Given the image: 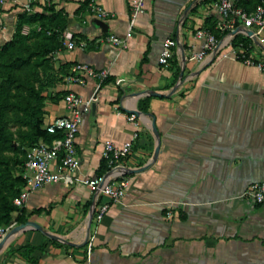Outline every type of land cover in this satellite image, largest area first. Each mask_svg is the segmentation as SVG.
Segmentation results:
<instances>
[{
  "label": "crops",
  "instance_id": "0c3cea01",
  "mask_svg": "<svg viewBox=\"0 0 264 264\" xmlns=\"http://www.w3.org/2000/svg\"><path fill=\"white\" fill-rule=\"evenodd\" d=\"M37 1L34 9L42 11L45 1ZM84 1L46 3L66 18L63 48L55 52L57 63L65 64L61 74L76 63L109 69L78 123L76 174L97 175L104 141L129 140L136 127L126 116L134 113L138 137L112 174L128 186L97 223L94 211L109 199L84 183H47L31 192L23 207L33 223L7 240L0 264H32L19 255L27 244L44 245L35 251L36 264H264V200L242 195L264 179V71L232 59L227 42L230 33L248 38L251 30L239 23L195 59L202 46L195 30L218 19L212 1L148 0L127 37L130 0ZM22 12L18 2L0 5V44ZM108 35L124 45L107 41ZM166 38L176 43L168 66L158 62ZM69 40L75 47H67ZM248 45L252 56L264 59V42L249 39ZM66 76L47 92L44 124L70 114L55 92L88 97L97 82L86 77L80 85ZM143 99L146 111L138 109Z\"/></svg>",
  "mask_w": 264,
  "mask_h": 264
},
{
  "label": "built area",
  "instance_id": "2783aa9c",
  "mask_svg": "<svg viewBox=\"0 0 264 264\" xmlns=\"http://www.w3.org/2000/svg\"><path fill=\"white\" fill-rule=\"evenodd\" d=\"M37 0H0V5L7 3L18 2L22 11L33 12V3ZM148 0H130L129 10V24L126 32V37L131 32L132 26L138 15L143 11L145 3ZM214 5L218 13V19L215 22L214 29L219 33L232 32L242 25L251 30L249 39L256 40V42H264V0H261L255 7L247 11L240 4L243 0H209ZM210 3V2H209ZM98 16L104 17L107 15L105 10L94 8ZM4 25L0 21V31ZM194 37L202 39V46L200 51L195 52L193 57L201 59L206 55L208 50L217 47L219 38L207 28H197L194 32ZM228 42L229 55L232 59H236L247 66L255 67L264 71V59L252 56L248 48L250 46L240 41L236 45H232V33H230ZM64 42L65 33H62ZM107 41L112 44L124 45V39L115 35H108ZM175 41L171 38H166L162 42V49L158 57V62L164 66H168L169 60L173 55V47ZM68 48L75 47L74 40H69L66 43ZM109 69H95L87 63H76L72 66L71 72L66 76L67 82L85 84L86 77L94 78L97 82L93 92L84 97L78 93L69 91L63 96V101L66 110L70 113L68 116H60L53 118L50 122L45 124L47 132L58 134L60 136L54 137L51 142L47 143L40 141L30 147L26 151L25 162L22 171V177L25 184L21 192L13 199L14 205L22 207L25 205L28 196L31 192L42 187L47 183H54L62 181L69 185L75 182L84 183L89 187L91 192L96 195L102 194L108 197L109 201L99 202L94 217L100 221L110 206V202H118L123 197L128 186V180L121 176H113L112 174L120 166L121 160L126 158L132 150L133 141L138 137L137 132V118L134 113H129L126 118L131 121L136 129L132 133L129 140L124 141L121 145H116L111 139H106L103 143L101 151L102 159L106 160L109 165V170L104 174L95 175L93 177H84L76 174L80 168V159L75 148V135L79 121L83 115L89 111L93 102L96 100L97 91L100 89L102 83L108 78ZM122 81V78L116 80V83ZM244 196L249 197L256 203L264 200V179L250 184L243 192ZM12 223L5 227H0V239L13 226ZM91 244V243H90ZM90 246L88 251H90Z\"/></svg>",
  "mask_w": 264,
  "mask_h": 264
},
{
  "label": "trees",
  "instance_id": "16d2710c",
  "mask_svg": "<svg viewBox=\"0 0 264 264\" xmlns=\"http://www.w3.org/2000/svg\"><path fill=\"white\" fill-rule=\"evenodd\" d=\"M44 1L42 11H23L18 16L11 38L0 46V227L27 221L25 208L13 203L25 184L22 171L26 151L40 141L49 143L60 136L46 131L43 117L47 92L63 83L66 76L61 74L65 64H58L55 58V52L63 48L62 33L66 28V18L51 4H46L51 0ZM260 1L243 0L240 4L250 11ZM33 5H38V1ZM214 25L210 22L207 29L220 38L221 34L214 29ZM25 26L29 28L27 34L22 33ZM240 41L245 46L249 44V38L239 35L234 36L231 44L236 45ZM59 93H62V98L66 94L60 91L54 94L57 96ZM147 107L148 99L138 104L140 111H146ZM107 170L109 165L102 159L97 175ZM42 210V207L33 209L28 215ZM49 243L60 245L54 239H49ZM43 247V244H27L18 248L21 250L19 255L36 264L38 257L35 251Z\"/></svg>",
  "mask_w": 264,
  "mask_h": 264
},
{
  "label": "water",
  "instance_id": "95a60500",
  "mask_svg": "<svg viewBox=\"0 0 264 264\" xmlns=\"http://www.w3.org/2000/svg\"><path fill=\"white\" fill-rule=\"evenodd\" d=\"M135 113H138V111H134ZM152 129L156 132L154 121H152ZM28 223H33L32 221H27L25 223H21L18 225L12 226L6 234L0 239V250L4 246V244L9 240L16 232L25 229L28 226ZM38 230L44 232L41 227L38 226ZM45 233V232H44Z\"/></svg>",
  "mask_w": 264,
  "mask_h": 264
},
{
  "label": "rangeland",
  "instance_id": "374dc122",
  "mask_svg": "<svg viewBox=\"0 0 264 264\" xmlns=\"http://www.w3.org/2000/svg\"><path fill=\"white\" fill-rule=\"evenodd\" d=\"M14 28H15V23L11 26V28H10V33H11V36H12V34H13V32H14ZM29 31V28L28 27H23L22 28V33L23 34H27V32ZM36 32V31H35ZM11 36H10V38H11ZM9 38V39H10ZM8 39V40H9ZM8 40H6V41H8ZM6 41H4L3 43H1L0 44V46L1 45H3ZM55 64H56V62H55ZM46 65V64H45ZM57 65V64H56ZM45 67H48V65H46ZM49 91V90H48ZM168 211V213H167V217H169L170 218V207H168L167 209H166V212ZM94 222H99V221H95V219L93 220ZM93 222V223H94ZM101 222V221H100ZM94 225H95V223H94ZM94 225H92V227L94 228ZM93 231V230H92ZM93 242H94V235L93 234H89L88 235V238H87V243H88V245H87V247H92V245H93ZM91 243V244H90ZM90 250H91V248H90ZM89 253H90V251H88Z\"/></svg>",
  "mask_w": 264,
  "mask_h": 264
}]
</instances>
